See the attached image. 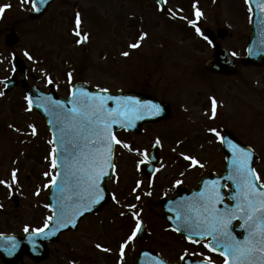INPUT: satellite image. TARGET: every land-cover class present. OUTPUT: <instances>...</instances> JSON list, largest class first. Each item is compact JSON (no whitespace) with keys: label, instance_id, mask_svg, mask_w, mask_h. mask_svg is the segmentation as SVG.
I'll list each match as a JSON object with an SVG mask.
<instances>
[{"label":"rangeland","instance_id":"374dc122","mask_svg":"<svg viewBox=\"0 0 264 264\" xmlns=\"http://www.w3.org/2000/svg\"><path fill=\"white\" fill-rule=\"evenodd\" d=\"M104 1L107 3L105 8L96 3V0L87 1L84 4L87 14L93 16V19L84 22L86 32L93 44V49L91 50L90 46L89 53L85 54L83 47L79 44H75V50L70 48L69 42L63 47H59V43L62 42L59 37L65 34L71 39L67 33L75 29H73V25L60 28L55 24L56 11L54 12V10L49 12L41 22L31 20L29 26L24 30L22 36L24 39L18 47V53L20 54L23 47L28 45L30 53L33 55L30 65L35 70L34 84L44 87L45 79L47 80L51 76L54 82L59 85L61 91L59 92L62 94L68 92L69 83L65 78V68L59 66L58 62L61 55L69 50L67 52L71 53L73 66L78 67V70L73 74L75 80L85 81L97 89L108 88L112 92L130 89L144 90V92L157 98L167 100L170 103L171 111V117L167 121L157 125L145 126L140 135L118 134V138L134 145L135 149L147 150L148 153L152 152L155 140L159 139L161 141L159 156L164 161L156 178L149 181L146 176H142L143 178L139 176L140 170L137 171L136 165L142 157L117 146L116 172L119 182L110 181L108 190L120 200L126 215L121 217L119 215L122 210L121 207L112 201L103 209V215L86 218L78 233L63 235L62 242L57 247L61 252L65 248H72V252L79 254L84 253L86 246L91 250H96L95 245L100 243L109 247L111 252L100 254L97 251H90L89 258H92L94 264H101L103 260L108 261L109 264H116L115 260L118 259L117 247L119 248V244L131 233L135 225L131 215L127 214L129 205L135 203L142 210L146 235L142 239L143 242L135 240L129 245V252L127 251L125 259L131 260L132 255L130 254H137L138 248H146L152 249L166 260H179L185 253L193 255V253H199L201 250L200 245L187 243L182 236L171 231L161 206V198L163 195H172L176 181L180 180L182 185L188 187H197L199 184L200 168H191L189 162L183 159L182 154L195 156L198 160L204 161L205 164L208 161L209 164L207 165L212 166L214 161L220 157L218 153L210 157V154H207L210 153L208 150L218 149L220 146L217 139L209 133L210 128H217L220 131L221 129L227 130L240 137L252 133L258 140H263L260 145L264 146V125L247 122L240 118L233 103L220 105L221 110L216 118L214 120L209 118L211 108L208 101L215 93L218 79L213 78L215 76L205 71V58L202 50L193 49L194 42L191 37V40H186L182 45L178 44L179 41H173V45H169L168 52H171L173 57L177 54L178 58L175 60L168 59L169 66L166 67V71L157 68L155 70L142 71L138 69L136 71L129 67L121 57L124 42L127 43L125 38L128 36H125L127 34H119V25L116 27V35L111 32L109 27L111 24L116 26L120 20L122 2L120 0ZM94 7L96 8L94 9ZM109 15L111 18L108 17ZM18 16L16 13L14 14L15 19ZM96 18L98 21L93 23ZM102 18L105 20V28ZM112 36L116 37L113 38ZM174 37L180 38L182 36L176 33ZM74 38L72 37V41L76 40V37ZM104 38H108V40ZM27 39L29 44H27ZM118 40L121 45L117 42ZM106 41L111 42L113 44L111 46L114 48L108 58L103 56L106 53L105 46H108L105 45ZM141 60L144 64L149 63L146 55ZM228 86L230 85H225L223 88ZM2 105L3 107L0 109L2 153L0 155L2 156L0 157L5 158L7 163V168L5 166L6 177H8L7 170H9L11 161L18 162L16 165L21 169V175H19L21 186L18 194L21 196L22 205L18 210L12 207L13 218L16 222H20L21 218L33 219L35 217L40 221L37 224L39 226L50 213L45 208V205H48L47 199L51 192V188H46L45 185L50 183V177L44 175L46 172H52L49 159L51 150L48 143L50 137L46 126L36 116L26 114L24 108L14 107L11 102H3ZM18 111L26 114L23 118L27 120L22 121L18 128L26 133L29 131L28 125L34 124L38 130L37 136H21L14 133L15 137H8V131L5 127L8 124H16V112ZM1 140H3V145ZM249 142L256 151L261 150L255 139L249 140ZM138 180L143 181V184L139 191L133 194L132 189L136 187ZM37 191L40 192L39 196L36 195ZM148 191L152 192V196L145 195ZM136 194L142 197L140 201L135 200ZM67 251L70 253L69 249ZM108 255L109 257H107ZM53 259L55 258L53 257Z\"/></svg>","mask_w":264,"mask_h":264},{"label":"snow or ice","instance_id":"6c2138e0","mask_svg":"<svg viewBox=\"0 0 264 264\" xmlns=\"http://www.w3.org/2000/svg\"><path fill=\"white\" fill-rule=\"evenodd\" d=\"M25 2H31L34 10H40L36 7L35 0H21V3ZM246 2H249V11H251L250 0ZM257 2L261 11H264V0H257ZM163 3L166 4L167 0H163ZM11 7V4L0 6V18H3L6 10ZM160 11H165V9L161 8ZM195 15L198 20L202 13L197 10ZM190 24L198 35L211 43L197 27V21H191ZM81 25V16L77 13L73 33L78 38L77 43H85L88 40V36L82 34ZM147 38L148 34L141 31L136 42L130 43L128 48L133 50L141 48L143 41ZM24 55L29 60L33 59L27 52ZM121 55L129 57L130 53L124 51ZM67 78L71 85L73 82L71 71L67 73ZM48 83L52 84L53 81L49 79ZM69 91L70 106L51 96H45L44 104H42L44 111L54 118L56 127V131L52 133V139L48 141L53 146L49 153L52 172H46L44 175L50 177V183L45 187L57 190V207L51 209L49 205H45L46 208H50L53 215L47 217L44 228L31 231L37 235L44 234L45 238L55 235V232H46L49 223L53 220L57 228L69 225L76 227L81 217L105 200L104 185L107 181L111 179L119 182L115 162L117 146L142 157L136 165L137 171L142 165L152 162L147 150L135 149L134 145L118 138L114 129L116 127L125 130L134 128L136 121L144 119L147 115L160 116L163 111L157 104H141L139 100L132 97L110 95L108 88H99L96 93L86 91L84 88L78 90L75 87H71ZM4 94L0 91V97ZM25 100L27 101L25 110L32 112V97L26 96ZM109 102L115 106L110 107ZM210 102L211 116L209 118L214 120L217 116L218 101L211 97ZM9 127L21 136L35 137L38 135L34 124L28 125L29 131L26 133L12 125ZM208 131L221 144H225L232 153L229 172L225 180L230 181L233 188L227 189V185L222 184L220 180L203 181L202 190L194 193L191 198H183L174 202L177 227L172 228L171 231H184L190 244H202L209 253H216L222 257L223 264H264V177L252 165L253 152L251 150L226 141L217 128H210ZM159 146H161V141L156 139L154 147ZM182 156L185 161L189 162L191 168L203 169L205 167L195 156L183 154ZM18 171V169L12 171V183L0 180V185L11 189L17 183ZM153 171H160V169H153ZM181 183L182 181L178 180L175 186L178 187ZM142 184L143 181L136 182V187L132 189L133 194L139 191ZM222 188L227 189V195ZM36 195L39 196L40 192L37 191ZM145 195L150 197L152 192L148 191ZM141 199L140 195H135V200L140 201ZM226 199L231 200L232 205L226 204ZM111 200L121 207L119 215L125 216L123 205L115 194H111ZM169 211L173 209L170 208ZM127 214L131 215L135 225L131 234L119 244L118 264H125L126 250L143 230L142 210L137 204H130ZM237 220L241 221V231L246 233L243 239H238L233 232V222ZM24 231L28 233L30 229L26 226ZM15 247L16 245L13 244L12 248ZM95 247L104 253L111 252L109 247L100 243H97ZM187 255L185 253L180 259L184 260ZM193 255L202 257L201 264H215L211 255L204 256L203 253H193ZM158 264H166V262L160 261Z\"/></svg>","mask_w":264,"mask_h":264},{"label":"flooded vegetation","instance_id":"af4514ba","mask_svg":"<svg viewBox=\"0 0 264 264\" xmlns=\"http://www.w3.org/2000/svg\"><path fill=\"white\" fill-rule=\"evenodd\" d=\"M87 1L91 0H56L48 7L45 15L35 19L32 17L34 8L32 7L31 2L21 3V0H0V6L7 4L12 5L11 9L6 10L3 18H0V81H4V83H0V91L5 93L4 96L0 97V109L3 107V102H11L14 107H18L19 109H21L20 107L26 108L27 102L25 97L27 96V92L35 91V85L33 84L35 70L33 69V66L30 65L31 60L24 55V53L27 52L33 57L30 53V48L26 45L25 50L18 54V49L16 47L9 48L7 46L6 42L8 35L15 32L19 37L20 43V41L24 39L22 38L24 30L29 26L31 20L33 22H41L52 10H54V12L56 11L55 24L60 28L74 26L77 13L80 14L82 23L89 21L90 19H93V16H89L84 7L85 2ZM120 2H122L120 20L116 26L111 24L109 27L111 32L116 35V27L119 25V34H127L125 36H128L125 38L127 43L124 42L123 52L128 51L130 55L129 57L121 56L124 63L126 62L129 67H132L136 71L138 69L142 71L149 69L155 70L156 68L158 70L166 71V67L169 66L167 63L168 59L175 60L178 58L177 54L173 57L171 52H168L169 45H173V41H179L178 44L182 45L186 40L190 39V37L194 42L193 49L196 51L202 50L205 63L213 58L217 52L222 53V51H225L230 55L229 59L236 65L235 72L232 76L213 74L205 69L208 74L215 76L218 79L217 88L214 90V98L218 101V111H220V105L222 106L233 103L240 118L247 122L249 121L264 125V66L260 68L244 63L248 57V51L253 42L254 21L255 19L261 20L264 17L262 16V13L255 15V6L251 1V11H249V2H246V0H167L166 4L163 3V0H120ZM96 3L100 6H104V8L107 4L104 0H96ZM95 8L96 7H94V9ZM161 8H164L165 11H160ZM197 10L202 13V16L198 20L195 15ZM15 13L19 15L16 19L14 18ZM108 17L111 18L110 15ZM181 17H184V19H181ZM101 20L103 22V27L105 28V20L103 18ZM97 21L98 19L96 18V21L93 23H96ZM191 21H197V27L200 28V31L204 36L208 37V40H210L211 43H208L203 36L197 34L196 30L190 24ZM141 31L148 34V38L143 41L142 47L136 50L128 48L130 43L136 42ZM58 33H60V31H58ZM176 33L180 34L182 37L175 38L174 35ZM68 34L71 39L66 37L65 34L64 36L59 37V39L62 40V42L59 43V47H63L64 44L69 42L70 48L72 47L75 50V44H77V42L76 40L72 41V31L67 33V35ZM27 35L29 36V34ZM28 36H26V38H28ZM112 37L114 38L116 36ZM104 39L108 40V38ZM26 41L27 44H29L28 39ZM91 42L92 40L88 36L86 42L87 46L83 47L85 54L89 53L90 46L91 50L93 49V44ZM117 42H119V40ZM106 44L108 46H105L106 53H104L103 56L105 55L108 58L114 48L111 46L113 45L111 42L106 41L105 45ZM67 51L69 50H66L65 53L61 55V59L58 62L59 66L65 68L64 74L66 81L68 80V72L71 71L74 74L78 70V67H74L71 62V53ZM4 54L8 55V57L5 58ZM144 55L149 59L148 64H144V62L142 63L141 58ZM15 56H19L21 59L22 72L17 71L13 67L12 59ZM155 61H157V63H154ZM73 80L74 82L72 83V86L77 83V80H75L74 77ZM7 83L12 84L14 88L7 91ZM228 84L230 86L223 88V86ZM72 86L69 85V88ZM49 88L53 91H55V89H57L58 92L60 91V87L57 84H54V87L53 84H49ZM127 91L153 96L152 94L144 92V90L130 89ZM40 92L45 93L44 90H41ZM208 102L210 105V100ZM16 117V124H20V118L18 116ZM13 120H15V118H13ZM7 128H9V124L5 127V129ZM231 134L236 140L251 149L254 148L249 140L255 139V141L259 143L258 146L261 150L256 151L254 149L258 155V162L255 169L262 177H264V146L260 145L263 140H258V138L252 133H248L245 137H240L233 133ZM2 141L3 140H1V142ZM219 146L220 148L218 149L208 150L210 152L208 154H210L211 157L214 156L215 153H218L221 161L218 159L217 161H214V164L211 166L205 164V162L201 160L205 167L200 169L199 183L203 179L217 180L215 174L220 177L224 173L226 169L225 150L221 143H219ZM0 154H2L1 144ZM157 159L159 160V158ZM163 161L164 159L162 158V163ZM6 164L5 158L0 157V180L12 183V181L7 180L6 177ZM145 168L148 173H145ZM153 168L154 167H151L149 164L142 165L139 171V176H146L148 178L147 174H149V172L151 173ZM159 168L160 166L157 167V169ZM158 172L159 171L156 172L155 177L158 175ZM18 181L19 184H14L11 189L6 188L4 185H0V206H2L0 207V236L12 235L22 237L25 235L24 229L26 226L30 229L29 232H33L31 230L40 229L45 224V222L42 221V224L37 226L40 221L35 217L33 219L21 218L20 222L14 220L12 207L18 210L22 205L21 196L18 194L21 182L20 180ZM182 187L189 188L186 185L176 186L172 195H167L166 197L176 198ZM231 188L232 186L230 184L227 185V189ZM227 189H223L225 195H227ZM225 203L230 204L231 200L226 199ZM103 214L104 211L102 210L101 213L88 218L101 216ZM84 220L81 221L76 231H70L60 235L58 243L47 244L46 260L37 259L42 257L28 256L26 254L7 253L5 259L0 256V264H94L92 258H89L90 251H97L100 254H105L97 248L96 250H91L86 246L84 253L77 254L76 252H72V248H65V250L61 252L57 247L61 244L63 235H75L78 233ZM68 249L70 250V253L67 251ZM137 251V254L132 255L131 260L127 261L125 259V264H138L137 257L140 255L141 248H138ZM201 253H203L204 256L211 255L207 250H201ZM53 257L55 259L52 260ZM107 257H109V255ZM212 258L215 264H223V262L217 260L214 255ZM118 260L119 259L115 260V263L117 262L116 264H118ZM200 260H202V258H200ZM169 263L182 264L180 259L169 261ZM101 264H109V262L103 260Z\"/></svg>","mask_w":264,"mask_h":264},{"label":"water","instance_id":"95a60500","mask_svg":"<svg viewBox=\"0 0 264 264\" xmlns=\"http://www.w3.org/2000/svg\"><path fill=\"white\" fill-rule=\"evenodd\" d=\"M52 1H54V0H46V2L44 4H39V7L41 8V10L39 11V13L37 15L41 14L45 10L46 5H48V3L52 2ZM37 7H38V4H37ZM254 47H255L254 48V52H253L252 55H250L248 63L254 64V65H262V64H264V37H261V38H259V40H256L255 43H254ZM207 67H208V69H210L212 71H221V72H225V73H231L230 72V68H229V66L227 64H223V65L220 64L219 57H218V61H217L216 58L214 60L209 61L207 63ZM80 88H84L86 91L96 93V92L90 90L88 88V86L85 85V84H78L76 89L79 90ZM108 94H110V93H108ZM110 95H112V94H110ZM113 96L132 97V98H134L136 100H139L141 102V104H157V105H160V107L163 109L162 114L160 116L147 115V116H145L144 119L136 121V126L134 128L127 129L128 131H132V132H134L136 134L140 133L141 127H142L143 124L148 123V122L156 123L158 121L168 119L169 116H170L168 105L166 103L159 102V101H157L155 99L144 98L142 96H138V95H135V94H124V93H118V94L113 95ZM63 102H65L66 105H68V103H69V101H63ZM110 104H113V103L109 102V105ZM114 106L115 105L113 104V107ZM42 109H43L42 111L45 113V115L47 116V118L49 120V124H50L52 132L56 131L54 118L50 117L44 111V108H42ZM116 128L118 130H122L119 127H116ZM254 163H255V158H254ZM189 197L191 198L192 196H189ZM108 199L109 198H107L104 203H101L99 206H97L95 208L94 212L100 211L102 209V207L108 202ZM90 212H88V213H90ZM88 213H86V214H88ZM167 217H168L169 222L173 226V228L177 227V224L175 223V215L171 214V215H168ZM170 217H171V219H169ZM60 231H63V229H58L56 231H50V232L59 233ZM181 232L186 234L184 231H181ZM42 235H44V234H42ZM0 242H2V244L5 243V244L10 245V246L15 244L16 247L14 248V250H16L19 246H23L22 247V251L24 253H32V251H34L35 248H37L38 250H43L38 245H35L33 241H30V240H29V242H24V241L19 242L18 240L14 239V238H9L8 237V238H0Z\"/></svg>","mask_w":264,"mask_h":264}]
</instances>
